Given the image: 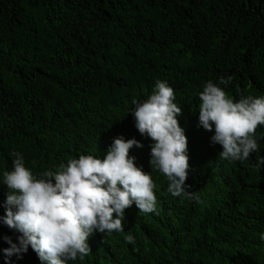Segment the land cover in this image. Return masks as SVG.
Instances as JSON below:
<instances>
[{
  "label": "trees",
  "instance_id": "16d2710c",
  "mask_svg": "<svg viewBox=\"0 0 264 264\" xmlns=\"http://www.w3.org/2000/svg\"><path fill=\"white\" fill-rule=\"evenodd\" d=\"M157 80L182 109L186 185L198 199L167 191L153 141L136 128L134 101ZM208 81L235 100L264 97V0H0V264H9L4 237L22 235L3 223L13 154L40 178L82 154L102 159L120 136L144 145L130 156L151 173L158 214L133 203L124 232L95 230L89 255L68 264H264V125L247 160L220 158L214 128L199 122ZM10 264L46 262L29 246Z\"/></svg>",
  "mask_w": 264,
  "mask_h": 264
},
{
  "label": "clouds",
  "instance_id": "9594fccd",
  "mask_svg": "<svg viewBox=\"0 0 264 264\" xmlns=\"http://www.w3.org/2000/svg\"><path fill=\"white\" fill-rule=\"evenodd\" d=\"M231 80L220 77L219 84L226 86ZM198 97L200 125L209 132L214 128L211 140L222 146L220 158L244 161L258 150L254 137L257 127L264 125V97L235 100L212 81L206 82ZM174 101L173 88L157 80L147 99L134 101L136 128L153 141L150 163L152 170L166 177L167 191L174 197L198 199L186 185L188 137L178 120L182 109ZM133 147L144 145L120 136L102 159L82 154L61 163L58 171H44L40 178L25 166L22 155L14 153L13 169L3 173V184L9 189L3 223L22 235L18 244L4 237L10 245L3 250L9 264L13 255L22 257L29 246L46 264L83 259L91 252L88 241L95 230L107 235L124 232L125 210L133 203L140 213L157 212L156 185L151 173L136 166V157L130 156ZM125 240L135 242L130 232Z\"/></svg>",
  "mask_w": 264,
  "mask_h": 264
}]
</instances>
